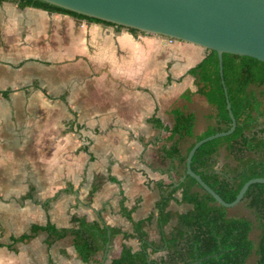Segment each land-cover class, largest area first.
Segmentation results:
<instances>
[{
  "label": "crops",
  "instance_id": "1",
  "mask_svg": "<svg viewBox=\"0 0 264 264\" xmlns=\"http://www.w3.org/2000/svg\"><path fill=\"white\" fill-rule=\"evenodd\" d=\"M205 56L186 42L0 5V264H84L71 236L50 248L44 232L11 241L34 224L71 228L84 217L132 236L111 239L105 264L119 256L122 242L140 250L120 200L125 197L128 209L139 201L135 222L155 212L156 183L170 182L172 165L164 156L170 143L148 120L156 115L171 125L174 106L196 114L191 106L199 95L182 104L181 96L196 90L187 72ZM70 186L47 210L42 206ZM177 200L167 210L186 212L173 211L175 204L189 206ZM144 231L159 240L156 216ZM102 257L89 264H101Z\"/></svg>",
  "mask_w": 264,
  "mask_h": 264
},
{
  "label": "trees",
  "instance_id": "2",
  "mask_svg": "<svg viewBox=\"0 0 264 264\" xmlns=\"http://www.w3.org/2000/svg\"><path fill=\"white\" fill-rule=\"evenodd\" d=\"M4 2L16 4L22 9L37 8L90 23L115 26L134 34H145L89 18L41 0H0V5ZM187 74L194 78L196 90H186L181 96L182 99L191 102L195 95L203 97L214 108V113L207 117L214 123L196 133V114L181 106L170 109L169 114L173 117L171 125L165 124L156 115L148 120L155 128L163 131L164 140L170 143L164 153L172 165L170 182L156 183L160 197L155 204V212L137 222L132 220L131 215L139 201L133 208L128 209L125 206V197L122 196L121 213L132 222L140 250L134 252L122 242L119 256L114 258L111 264H194L213 255L217 256L205 259L201 264H248L252 256H255L252 264H264V184L250 186L241 201L254 217L253 221L243 216H229V209L218 204L211 194L204 191L198 182L186 173V161L192 147L211 135L228 131L232 126L217 52L206 51V56L190 68ZM223 80L237 123L236 129L226 137L203 144L196 151L191 167L224 201L231 203L245 183L255 178H264V123L261 122L264 118V62L249 56L224 54ZM169 81L171 82V79ZM186 139L194 141L183 152L180 145ZM222 148L225 149L227 159L232 162L219 165ZM70 189L71 186L61 190L54 197L44 201L42 206L47 210L51 202ZM95 191L96 188L90 194V201ZM179 191L181 198L177 200L176 194ZM31 197V194L26 196ZM176 200L180 204L189 205L190 208L184 213L173 214L167 207L171 201ZM155 216L158 241L150 240L144 231V225L150 223ZM173 219H176V224L171 232L167 233L166 226ZM74 222L71 228H58L50 221L45 225L34 224L29 232L18 237L12 236L11 241L13 244L25 243L44 232L47 234L45 243L50 248L57 241L71 236L78 257L84 264H89L99 253L104 252L108 232L111 239L118 235H122L124 241L132 237L120 229L107 226L104 222H88L85 217L75 218ZM254 230L259 232L256 240L251 238ZM157 254L159 256L155 257ZM49 264L54 263L50 260Z\"/></svg>",
  "mask_w": 264,
  "mask_h": 264
},
{
  "label": "water",
  "instance_id": "3",
  "mask_svg": "<svg viewBox=\"0 0 264 264\" xmlns=\"http://www.w3.org/2000/svg\"><path fill=\"white\" fill-rule=\"evenodd\" d=\"M77 14L106 23L135 29L145 34L186 42L216 51L220 75L232 121L226 132L211 135L197 142L186 161V173L202 189L211 194L218 204L230 209L241 203L250 186L264 184V178H255L242 187L236 199L224 201L191 167L196 151L205 143L232 134L237 126L223 80V55L249 56L264 62V0H41ZM167 43V40H166ZM92 209V208H91ZM111 234L101 264L109 252ZM194 264H201L205 259Z\"/></svg>",
  "mask_w": 264,
  "mask_h": 264
},
{
  "label": "rangeland",
  "instance_id": "4",
  "mask_svg": "<svg viewBox=\"0 0 264 264\" xmlns=\"http://www.w3.org/2000/svg\"><path fill=\"white\" fill-rule=\"evenodd\" d=\"M155 36V35H153ZM165 39V38H164ZM167 40L168 43L173 44L175 43L177 40H171V39H165ZM181 42V41H180ZM196 97V96H195ZM195 103L191 106V109H193L194 112H196L197 116H198V121H197V126H196V133H200L203 130H205L207 128V126L213 124V120H209L207 118L208 114H213L214 113V108L212 106H210L206 100L201 97V96H197ZM186 101L182 100V103H185ZM261 122L264 123V118L261 119ZM194 140L192 139H186L184 141L181 142V146L183 151L185 152L186 149L188 148V146L193 142ZM225 162H232L230 159H227V155L225 152V149L222 148L220 151V156H219V165H223ZM190 206H184V205H173L172 209L174 212H184L187 209H189ZM1 213V212H0ZM228 214L229 216H233V217H239V216H243V217H247L250 218L251 220L254 221V217L252 216V214L245 208V206L240 203L237 206L230 208L228 210ZM258 231L254 230V232L251 235V238L256 240L257 236H258ZM159 255H155V257H158ZM255 261V256H252L249 260H248V264H252Z\"/></svg>",
  "mask_w": 264,
  "mask_h": 264
},
{
  "label": "built area",
  "instance_id": "5",
  "mask_svg": "<svg viewBox=\"0 0 264 264\" xmlns=\"http://www.w3.org/2000/svg\"><path fill=\"white\" fill-rule=\"evenodd\" d=\"M172 40V39H171Z\"/></svg>",
  "mask_w": 264,
  "mask_h": 264
}]
</instances>
